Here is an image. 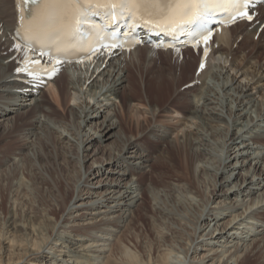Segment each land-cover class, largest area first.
<instances>
[{
    "label": "bare ground",
    "instance_id": "1",
    "mask_svg": "<svg viewBox=\"0 0 264 264\" xmlns=\"http://www.w3.org/2000/svg\"><path fill=\"white\" fill-rule=\"evenodd\" d=\"M251 11L252 21L215 24L204 45L163 49L142 43L39 69L38 64L53 59L15 37L17 0H0V133L15 129L29 114L44 118L16 136L27 144L15 152L0 149V264H62L50 255L57 245L65 264H248L255 254L264 259V0ZM197 52L199 60L189 74ZM175 54L183 60L176 62ZM157 57L172 65L170 71L140 80L142 69ZM183 75L193 83L191 101L186 110L171 112L187 120L177 121L172 131L152 128L162 115L152 103L160 102ZM44 85L67 119L55 118L53 108L44 107ZM116 102L119 112L112 107ZM127 107L140 128L141 117L152 108L149 125L138 135L123 129ZM171 132L181 133L174 139L181 157L174 168L177 179L163 188L145 186L155 158L141 138L159 140ZM51 134L68 147L65 187H56L55 196L39 203L36 188L45 180L40 167L48 160L42 147L50 144ZM204 180L218 189L213 202L201 189ZM146 191L157 201L155 211L177 215L194 232L180 252L182 259H171L174 249L164 239L150 246L146 257L125 242ZM163 195L174 197L178 206L188 205V212L162 205ZM226 216L231 217L222 222ZM198 250L205 253L197 259L192 253Z\"/></svg>",
    "mask_w": 264,
    "mask_h": 264
},
{
    "label": "rangeland",
    "instance_id": "2",
    "mask_svg": "<svg viewBox=\"0 0 264 264\" xmlns=\"http://www.w3.org/2000/svg\"><path fill=\"white\" fill-rule=\"evenodd\" d=\"M213 31L215 28L212 29ZM241 39V37L239 38ZM261 52V51H260ZM258 52V53H260ZM199 54L200 52L195 53L194 61L192 63V67L189 68L188 72L189 74L193 72L195 66L197 64V61L199 60ZM263 52L260 53L261 56H263ZM182 56H185L186 53H182ZM183 59L179 56L177 57L175 54V61L181 62ZM262 63L264 62V56L260 59ZM163 61L161 57H157L154 60H152L151 64H148L149 66H146V70L142 69V73L139 76V79H151L157 75V73L160 70L170 71L172 65H168L167 61ZM6 60H4V64H6ZM162 63V65H161ZM195 63V64H194ZM194 64V65H193ZM152 65V66H151ZM161 65V66H160ZM149 68V69H148ZM135 70V69H133ZM144 73V74H143ZM153 73V74H152ZM189 78L184 77V75L176 82V84H172L170 90L167 92L166 95L162 96L160 99V102L152 103V105L160 107V117L159 122H156V119L152 122V128L156 126L157 128L162 129H170L171 131L174 129L175 126H177V121H179L182 118H185L184 120H187V116L183 117V115L172 113L171 111L177 110V111H184L188 107V101L191 99V88L193 87L192 82H188ZM172 80V79H171ZM186 82V83H185ZM188 82V83H187ZM185 83V85H183ZM176 86H178L176 88ZM181 86V87H180ZM175 88L177 90L176 94ZM47 86L44 85L42 87V92L44 93V107L47 110H50V108H53L52 115L55 118H68V114L63 115V112L59 109L58 105L53 101L52 96L49 94V92L46 91ZM42 95V94H41ZM176 99H175V98ZM128 99L133 100L137 102V100L134 99V96L131 97V95L127 96ZM179 100V101H178ZM118 101V100H117ZM177 101V102H176ZM184 101V102H183ZM191 101V100H190ZM95 101H92L94 103ZM74 103V104H73ZM69 105H75L74 101H70ZM113 109L119 112L118 103L116 102L114 106H112ZM182 107V108H181ZM142 108V107H140ZM128 111L126 112V117L124 118L123 123V129L125 130L127 135H138L143 129H146L149 125V119H151V112L152 108L147 109V115L146 117H141L142 121V127H137L136 121L133 118V115L130 111V108H126ZM146 110V109H145ZM144 111V110H143ZM115 114V113H114ZM12 115H16V111H13ZM172 115V116H171ZM173 117V118H172ZM162 118V119H161ZM172 118V120H171ZM44 119L41 114L39 115H32L29 114L27 119L22 118L18 122V124L13 128L8 129L6 133H0V139H7L5 144H0V149H8L9 151H14V149L19 148L21 144H27L26 138H16V136H19L18 133L23 128H28V126L36 125L39 123L40 120ZM102 120V118H100ZM166 122V123H165ZM181 122L184 123L183 119ZM157 123V124H156ZM163 125V126H162ZM167 126V127H166ZM191 126V125H189ZM13 129V130H12ZM11 130V131H10ZM177 132V131H176ZM175 133H170L168 135L163 136V138H141V140L144 141V145H146L149 150L152 152L154 159V172L151 176L145 178L144 185L146 186L148 183H152V185H157L159 187H164V185L169 181H174L177 179V173L174 172V168L180 167V158L178 156V152L176 150L174 139L176 136L179 138L181 137V133L177 135ZM193 132H198V129L196 126H193ZM67 134V132H65ZM51 134L49 138H46L50 141V144H44L42 149L46 153V156L48 157V160L43 161L41 163L40 172L44 176V181H39L41 183V188H36L39 195V203H42V198L44 199H50L51 197L55 196L57 192V188L59 190H64L65 187V179L67 175V168L64 167V151L67 152L68 147H63L62 144H60V139L57 138L58 136H52ZM24 136V135H20ZM21 142H20V141ZM3 145V146H2ZM189 146V144H188ZM72 146V150H73ZM185 151H188L189 148H185ZM233 153V152H232ZM53 155L57 156V160L53 158ZM98 161H102L101 155L98 157ZM52 159V160H51ZM95 159V158H93ZM91 159L88 164L92 162ZM56 168V170H55ZM59 169V170H58ZM55 170V171H54ZM62 170V171H61ZM60 173V174H59ZM57 174V175H56ZM163 176H162V175ZM242 174V173H241ZM241 174H238L237 179L241 178ZM59 177V178H58ZM236 179V180H237ZM51 181V182H50ZM59 184V185H58ZM39 186V185H38ZM201 189L205 193H208V199L213 202L212 196L216 193L218 189H214V186H212V181H201ZM69 195H71V191L68 192ZM163 195L160 199V202L162 205H166L167 208L174 209L176 213H187L189 206H178L175 203L174 197H164ZM145 200L143 204L141 205V210H137V217L133 220V222L130 224L129 229L124 234V240L125 242L132 247V249L138 251V253L141 256L146 257L147 252L150 248V246H154L160 242L163 243V239L166 242V244L171 248L174 249V254L171 255V259H175V261L182 259L184 256L182 253H180L183 249L187 247L186 243L193 237V231L189 227H187L186 224H183L179 219L177 215H164L159 210L155 211V201L147 194V191L145 192L144 196ZM164 200V201H163ZM165 202V203H164ZM215 205L216 203H212ZM178 210V211H177ZM194 214L198 212L197 209L193 211ZM161 215H160V214ZM177 217V219H176ZM231 216H226L222 222H227L230 219ZM166 220V221H165ZM214 224V223H213ZM179 225V226H178ZM213 226V225H212ZM176 227V228H175ZM184 227V228H181ZM132 228V229H131ZM63 231V229H62ZM169 231V232H167ZM166 232V233H165ZM63 233V232H62ZM173 236H175L173 238ZM55 247V246H54ZM58 248V245L55 247V249ZM208 248V247H207ZM50 251V255L54 256L60 263L65 264V258L63 259V256H58L59 252H56V250ZM205 251L198 250L197 252L192 253V256H196L198 259ZM248 264H260L263 263L264 259H262L258 254L252 255L249 258Z\"/></svg>",
    "mask_w": 264,
    "mask_h": 264
},
{
    "label": "snow or ice",
    "instance_id": "3",
    "mask_svg": "<svg viewBox=\"0 0 264 264\" xmlns=\"http://www.w3.org/2000/svg\"><path fill=\"white\" fill-rule=\"evenodd\" d=\"M21 2L34 6L29 8L25 17L28 29L26 42H49L55 51L62 52L66 50L65 40L72 41L79 32L80 25L87 22L85 5L91 6L97 0H18V4ZM250 3L251 0H108L107 4L97 3V6L109 7L112 13L119 10L132 17L143 12L158 18L155 27L175 31L186 24L202 23L212 7H220L224 11L235 9L240 18L247 17L251 20L252 17L246 10L241 11ZM146 23L150 24L152 21ZM17 71L26 69L18 68Z\"/></svg>",
    "mask_w": 264,
    "mask_h": 264
}]
</instances>
